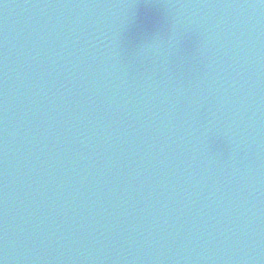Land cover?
<instances>
[{"label":"water","instance_id":"obj_1","mask_svg":"<svg viewBox=\"0 0 264 264\" xmlns=\"http://www.w3.org/2000/svg\"><path fill=\"white\" fill-rule=\"evenodd\" d=\"M0 264H27L1 191Z\"/></svg>","mask_w":264,"mask_h":264}]
</instances>
